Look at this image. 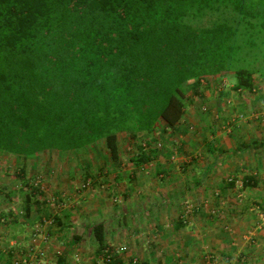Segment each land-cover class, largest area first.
I'll return each instance as SVG.
<instances>
[{
    "label": "crops",
    "instance_id": "obj_1",
    "mask_svg": "<svg viewBox=\"0 0 264 264\" xmlns=\"http://www.w3.org/2000/svg\"><path fill=\"white\" fill-rule=\"evenodd\" d=\"M208 78L188 83L174 129L160 121L151 133H120L117 162L103 140L3 155L20 161L0 168V264H102L105 248L117 251L114 264H264V76L254 75L251 92ZM8 168L18 170L14 184ZM53 198L63 207L49 208Z\"/></svg>",
    "mask_w": 264,
    "mask_h": 264
},
{
    "label": "trees",
    "instance_id": "obj_2",
    "mask_svg": "<svg viewBox=\"0 0 264 264\" xmlns=\"http://www.w3.org/2000/svg\"><path fill=\"white\" fill-rule=\"evenodd\" d=\"M253 2L0 0V154L103 140L117 162L120 133L174 129L189 82L232 75L234 90L251 92L264 76V9ZM92 231L102 247V225Z\"/></svg>",
    "mask_w": 264,
    "mask_h": 264
},
{
    "label": "built area",
    "instance_id": "obj_3",
    "mask_svg": "<svg viewBox=\"0 0 264 264\" xmlns=\"http://www.w3.org/2000/svg\"><path fill=\"white\" fill-rule=\"evenodd\" d=\"M209 80H211V79H200L199 81H197V83H200V84H202V85H204V84H206ZM221 81L222 82H226V80L225 79H223V78H221ZM252 119H257L258 118V115H254V116H252L251 117ZM244 120H246L245 119V116L244 115H242V114H240V115H238L234 120H233V122L234 123H236V122H240V121H244ZM231 123L230 122H228L227 124H226V127H231ZM36 183L35 184H33L34 185V187L35 188H38V186H39V182H38V180H36L35 181ZM227 182L228 183H235L234 182V180H233V178H229L228 180H227ZM91 183H92V180L91 179H88V180H86L84 183H83V186H82V189H87V188H89L90 186H91ZM46 204H47V206L49 207V208H51V209H53L54 207H57V208H61V207H63V202L61 201V200H56L55 198H53V199H48V200H46ZM187 210H189V208H187ZM51 222H49V224H50ZM119 251V250H118ZM115 254H117V251H115V250H113V249H107V248H105L104 250H103V257H102V259H101V261H102V264H114V255ZM43 253H41L40 254V257H43ZM213 263L214 264H225V263H223V262H221L220 260H217V259H213ZM13 264H21L19 261H14V263Z\"/></svg>",
    "mask_w": 264,
    "mask_h": 264
},
{
    "label": "rangeland",
    "instance_id": "obj_4",
    "mask_svg": "<svg viewBox=\"0 0 264 264\" xmlns=\"http://www.w3.org/2000/svg\"><path fill=\"white\" fill-rule=\"evenodd\" d=\"M257 1H258L259 3H258V2H253V4H254L256 7L259 6V4L264 5V1H263V2H262V0H257ZM256 9H257V8H256ZM256 9H255V10H256ZM258 21L260 22V18H259ZM211 77H212V76H211ZM224 77H225V78H226V77L228 78L227 81H229V82L232 81L233 83H235V77H234V76H232V75H227V76H224ZM205 78L208 79V77H203V78H201V79H205ZM222 78H223V77H222ZM232 82H231V83H232ZM189 83H190V82H189ZM188 90L192 91V89H190V88H189ZM68 152H69V151H68ZM50 158H51V157H50ZM7 160H8V159H6V158L4 159V156L0 154V168H1V164H2V162H3V161L6 162ZM19 161H20V159H14V160L11 159V160H8V161H7V164H8L9 167H10V166H11V167L13 166L12 168H14V165H18V164H19V163H18ZM8 169L10 170V168H8ZM3 172H5V171H3ZM17 172H18V170H15V169H14L13 172H11V170H10L9 173H5L6 177H11V176L15 177V179H12V184H14V180L18 181V177H19V175H18Z\"/></svg>",
    "mask_w": 264,
    "mask_h": 264
}]
</instances>
